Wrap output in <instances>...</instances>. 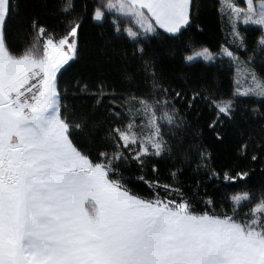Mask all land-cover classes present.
Wrapping results in <instances>:
<instances>
[{
	"label": "snow or ice",
	"instance_id": "obj_1",
	"mask_svg": "<svg viewBox=\"0 0 264 264\" xmlns=\"http://www.w3.org/2000/svg\"><path fill=\"white\" fill-rule=\"evenodd\" d=\"M217 3L214 51L204 0H42L59 29L0 0V264H264V0ZM96 28L124 45L118 83L74 74ZM224 63L244 86L210 81Z\"/></svg>",
	"mask_w": 264,
	"mask_h": 264
},
{
	"label": "trees",
	"instance_id": "obj_2",
	"mask_svg": "<svg viewBox=\"0 0 264 264\" xmlns=\"http://www.w3.org/2000/svg\"><path fill=\"white\" fill-rule=\"evenodd\" d=\"M22 4L26 3L28 7L23 11L31 14L33 12L38 13L48 22L50 25L57 27L59 25L56 22V18L51 15L48 10L41 7L42 0H21ZM206 7L202 9L201 14V27L203 31L197 30L192 33L194 39L199 43H202L211 49L218 50L219 46L225 43L226 33L224 31L223 24L219 18V12L215 9L219 8L217 0H204ZM101 32L100 28L89 29L88 46L89 54L84 61L78 66L76 73L78 75L88 76L89 74H95L97 70H102L107 77L115 82H119L120 73V60L119 53L124 47L122 41L111 39L107 37L99 38L98 34ZM262 61L258 60V65ZM170 63V62H166ZM172 67L179 71L178 65H172ZM211 82L215 83L223 91H230L235 87L234 81L237 79V74L243 70L237 71V65L235 63H224L223 65L217 64L216 66L206 70ZM61 88H68V99L72 101L71 92L73 89L72 76H65L60 81ZM77 105L80 104V100L77 99ZM211 118V113L207 110H203L202 114L197 119L196 113L189 115V120L193 128L197 126L204 127L203 142L209 147V150L213 151L217 159L220 161H226L230 155V138H227L225 144H218L213 134L206 128L207 122ZM161 179H167V165L161 163ZM186 182H191L193 177L190 173L185 174L182 177ZM251 183L254 188H258L261 184H264V175L261 174L259 168L256 169V173L251 178ZM209 191H214L213 188H209Z\"/></svg>",
	"mask_w": 264,
	"mask_h": 264
},
{
	"label": "rangeland",
	"instance_id": "obj_3",
	"mask_svg": "<svg viewBox=\"0 0 264 264\" xmlns=\"http://www.w3.org/2000/svg\"><path fill=\"white\" fill-rule=\"evenodd\" d=\"M237 79L240 80L241 86H244V72L241 71L240 73H238L237 74Z\"/></svg>",
	"mask_w": 264,
	"mask_h": 264
}]
</instances>
